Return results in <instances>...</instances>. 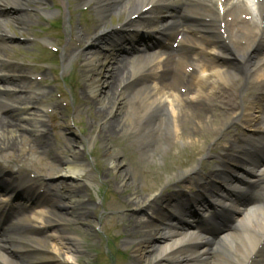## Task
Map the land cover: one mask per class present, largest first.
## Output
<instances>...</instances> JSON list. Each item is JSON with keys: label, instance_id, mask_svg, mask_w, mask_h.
<instances>
[{"label": "bare ground", "instance_id": "1", "mask_svg": "<svg viewBox=\"0 0 264 264\" xmlns=\"http://www.w3.org/2000/svg\"><path fill=\"white\" fill-rule=\"evenodd\" d=\"M8 1L13 2V6L24 7L25 3L36 0H0V4L8 5ZM221 1L220 3H222ZM154 3L155 0H95L94 4L101 19L91 33L82 34L80 40L85 42L91 35H97L98 31L106 28L113 14H118L119 17L127 14L130 18L140 13L139 18L143 15V9ZM223 3L226 16H235L243 24V26H232L234 28L231 32H234L237 39L249 43L248 53H244L242 56L241 64L223 62L228 64L231 70L227 74L220 76L210 74L209 71L213 67L209 63L203 62V60L189 59L185 61L183 57L176 64L169 60L159 59L156 60L158 65L154 64L151 67L149 62L152 61V57L149 53H132L127 57H123L119 53L116 55L107 53L97 57L92 53H87L83 56L85 94L92 99V104L86 105L81 102V105L94 117L93 122H96L95 125L98 126L97 140L100 142L111 140L114 145L118 139L132 140L135 143L132 148H137L144 159L152 158L157 153H165L163 144L170 148L165 157L174 159L172 150L178 148L179 142L182 146L180 154L182 156L177 162L188 166L183 172L174 176L179 181L197 171L198 165H195L194 160L203 152L204 144H211L216 136L221 135L224 126L242 121L244 118L242 112L246 106L252 109H261L262 113V116L257 119H252L250 116L244 118V122L248 123V129H264V105L263 103L260 105L261 101L264 102V77H261L264 75L262 69L264 65L258 70L257 60H254V57L251 58L257 41L264 37V0H224ZM0 8H2L1 5ZM243 15L245 18L249 17V21L244 20ZM217 16L225 22L224 16ZM0 19H2L0 20L1 31V29H5L4 26L10 19L5 17H0ZM12 20L21 26L28 23L21 15H15ZM201 24L200 20L194 22V34L199 35L201 43L203 42L207 46L214 45L212 38H206L200 34L202 31H207L206 27ZM3 33L6 32L3 31ZM194 34L189 36L193 38L192 40L199 42ZM102 35L109 36L104 33ZM131 40L136 41L135 38ZM96 41L92 42L95 44ZM134 41L133 43H135ZM220 46L225 45L217 44L216 48L218 49ZM74 47L71 45L69 48L73 49ZM239 55L241 56V54ZM66 57L68 60L72 59L74 52L68 53ZM3 65L0 64V66ZM145 66L149 70L143 74ZM187 66H192L193 70L189 72L190 74L184 72ZM251 86H254L252 91L258 93V97L248 98L254 93H250L248 89ZM119 88L120 91H118ZM182 89L185 91L181 92ZM193 94H196L195 98L190 97ZM242 98L244 100L248 98L245 106L244 103L241 104ZM2 99L6 98L0 92V110L4 111L3 118L0 119L1 152L2 150L12 151L20 145L23 133L18 134V132L24 128L19 126L24 121L29 122V119L26 118L25 108L15 109L6 106L2 103ZM251 140H254L253 145L255 146L258 142L261 143L263 138L261 135H256L251 137ZM231 145L220 148L219 144L216 145V148L218 150L225 149L222 163L232 164L237 170L243 168L240 176L244 177L245 181H241L242 179L237 177L235 181L230 182L233 180L232 175L236 172L228 166H222V170L211 176L212 178H221L226 185V190L221 192L220 196L217 194L218 205L215 204L218 216L224 220L217 226L218 229L215 231L218 232L213 234L205 228L208 225L190 222L198 217L195 215V208H192L191 211L183 209L181 215H190L191 219L186 221L187 225L184 228L179 229L173 227L166 229L164 224L158 225L149 221L141 222L132 215H127L128 213L112 218L119 228L120 234L139 240L134 251L138 259L146 258L145 254L150 253L148 256L153 255L154 257L149 264H264V202L261 201L260 192L261 187H264V173L257 172L256 168H261L259 161L252 160V163L247 167L246 164L238 160L233 155L234 145ZM238 147L240 146L237 144L235 149ZM249 153L246 154L244 149L245 156H249ZM132 154L131 152L130 157ZM78 156V153L74 154L71 161L63 164V178L76 179L84 174L85 171L81 164L84 155ZM244 158L242 159L246 161ZM111 166L116 170L120 165L112 162ZM130 170L134 171L136 178L146 173L156 174V169L151 166L147 167L145 163L140 165L132 163L128 169L116 173L108 181L103 178L107 173L102 166V170H100L102 182L106 185L120 184L123 179L126 181V177H130ZM258 174L263 175L258 178ZM256 178H258L257 185L244 184L254 181ZM131 185L133 183L126 185L132 192L127 194L128 201L123 203L124 209L141 204L151 205V200L157 198L156 194L146 195L143 193V195H139ZM241 185H246L250 196L243 197L238 194ZM65 189V198L68 200L64 203L59 201L62 208H65V211L70 212L72 216L85 217L86 221L90 215L81 213L78 208V206L90 205L87 201L85 202L82 196L83 190L69 185H66ZM211 195L215 198L213 193ZM78 197L80 198L77 199ZM174 198L183 200L184 196L179 194ZM235 199L237 205L231 208L232 212L222 210V207L228 205L229 201H235ZM172 200L174 199L170 201ZM155 201H158V198ZM59 202L57 203L59 204ZM256 204L258 205L256 206ZM44 205L50 206L49 202L38 204V206ZM24 206L26 205L24 204ZM56 206V203L53 204V207ZM25 210L24 214H27V207ZM51 210H32L30 216L19 215L18 218L21 221L16 222V225L9 226L10 232L0 239V264H19L12 262L9 257L16 243L43 241L37 236L38 232L31 234L30 229L32 223L36 224L44 219L49 224L54 222L57 217L55 211ZM14 216L15 214L11 217ZM229 219L237 223L234 228L228 226ZM162 220L172 225L176 224V221L172 219ZM193 226L196 230H199L200 227L203 228L202 234H197L192 229ZM63 234L68 235V233ZM212 236H214L213 241L210 240ZM62 240L66 243L61 246L58 241L53 242V249L56 253L61 252L62 249L78 253V243L74 237L69 236ZM147 240H156L158 245H148ZM138 259L133 257V264H139Z\"/></svg>", "mask_w": 264, "mask_h": 264}, {"label": "rangeland", "instance_id": "2", "mask_svg": "<svg viewBox=\"0 0 264 264\" xmlns=\"http://www.w3.org/2000/svg\"><path fill=\"white\" fill-rule=\"evenodd\" d=\"M48 9H50V6ZM26 18L29 19V17ZM30 22L31 24H29V26H27L25 29L13 23L8 25L7 29L14 36L13 42H8V44H5L3 47L0 45V52L3 55V59L22 60L24 58H31L33 60H48L47 57L45 58V56L38 51V48L35 44H27L26 42L27 36L38 37L41 35L42 37L43 35L41 34L40 27H38L40 20L32 16ZM115 23L116 22L114 21L113 25H116ZM65 25L68 24L64 23L63 28H65ZM21 41H23L25 44H23ZM66 44L67 40L64 44V49ZM92 50L98 53L101 52L100 50L97 51L96 48H92ZM80 53L83 54L84 52ZM77 55H79V53ZM59 64H62L60 58L53 59V61L50 60V65L55 68V72L52 74L47 70L46 80L41 82V86L44 88V95L37 101V104L40 105L47 103L50 108L56 112V114H53L55 117H53L51 113L46 115L44 119V131L48 133V140H45V138L42 139L41 137L36 139V143L33 144L32 140L34 135L29 130L30 133H25L26 136L25 138L23 136L18 147H15L12 149V151H0V161L9 166V169L12 171L18 168L23 169L24 172H26V175L31 172L34 175L41 174V176L45 178L43 181L46 184L50 183L56 186H60L61 184L62 187L60 186V191L63 194L65 192L62 189H65L66 185L83 190L82 196L84 197L85 201H88L90 206L83 205L78 206V208H81V213H88L90 216L85 221V217L81 216L82 218H79L72 216L70 212L65 211L66 209L63 208L60 209L61 217L59 218L63 220L74 221L73 224L68 227L69 229L52 230L51 227L49 228V225L46 223H39L36 226L38 229L37 231H39L37 236L43 241H46L43 243V245L44 247L46 246L47 249L40 250L37 255H31L29 253L30 257H34V259H36V264H56V262H58V264H132L133 257L138 259L137 254H135L134 251L139 240H135L120 234L119 228L112 220L114 216L122 214L121 212L125 210L123 208V203L128 201L127 194L132 192L131 190H128L130 187L128 188L126 185L133 183L131 187L133 186L139 195H143L145 190L146 195H151V192L158 195L161 194V205L170 202L171 199L169 196L173 195L174 192H184V190L185 192H197L198 189H193V186L191 187L185 185V183L192 182L191 178V180L185 179L183 181H178V178H174L175 175L188 168V166L178 164L177 162L179 157L182 156L180 155L182 153V150L180 149L182 146L180 143L178 144L177 149L172 150L174 159H168L165 157L167 150L170 149L165 144H163V151L165 153H157L154 158H141V154L136 150L135 156L133 158L135 161H137L136 163H145L146 165L154 166L156 169V174H151L152 176L150 175L148 178H145L147 176H142L135 181V175L132 171L130 172V177H126V181L123 179L120 184H108L109 187L108 185L104 184L102 182L103 179L100 177L99 169L102 170V166H104V171L107 174H105L106 176L103 178L108 181L112 179L116 173H121L128 169V166H130L132 160H130L128 156L125 157L124 153H127L129 147L133 146L132 141L130 142V140H125L121 144L120 140H117L118 144L114 147V143H112L111 140H102L101 142L97 140L98 126L95 125L96 122H93L94 117L90 112H88L87 109H79V103L76 98L77 93L75 90L72 91V88L74 89L76 85L79 88L78 78L73 77L72 81H69V83L62 82L64 78L68 77L66 75L73 69H75L76 74L81 73L80 66L77 68L73 64V67L71 66V70H64L62 72L61 81L58 80V83H54L52 76L54 74L56 75L59 69V71L63 70L62 67L60 68ZM14 80L15 81L0 82V87L9 88L12 91L17 87L20 88V92H24L21 88L26 86L24 84L25 82L19 78H15ZM26 83H28V81ZM29 86H33L37 89L40 88L38 85H32L28 83L27 87ZM19 90H16L15 92L19 93ZM59 93H62V98L60 99H58L57 95ZM72 101L75 103L74 106ZM75 116L77 121L76 123L73 121V117ZM66 117L68 118L65 119ZM63 118L66 120V122H68V124H66V131L64 132L63 136L69 138L70 143L67 145H65L64 141L60 142V138L58 139L57 137V127H60L58 125L62 123ZM53 124H56V126H52ZM49 140L50 142L52 141L51 144L47 143ZM45 142L48 144L46 147H41L43 144L39 145V143ZM123 147H125V149H123ZM203 151L204 152L201 153V156H197L195 159L196 161L194 160L196 165L199 163L201 164V158L202 164L210 168H207V170H215L218 166L220 167V161L215 159L216 155H210L209 157H206V155L211 151V145L204 144ZM76 153H78L79 156L84 155L83 159L81 160V164L85 167V172L83 174L85 177H79L77 179L71 180L61 178V174H63V172L58 175L52 173L50 175L49 172L54 168L53 165L58 166V163H60V160L56 157H53V155H56L61 160L65 159L70 161L72 160L73 154ZM95 160H98V165ZM112 162L118 163L120 166L114 170L111 167ZM206 166L204 168H206ZM204 168L198 167V172L195 173L196 175L194 176L193 181L198 182L199 179L203 177ZM45 170L46 173H42V171ZM93 176H95V179ZM108 181L107 183H110ZM62 196L63 195L61 194V197H59L57 200L59 201L61 198L66 200V195L63 197ZM79 198L80 197L77 199ZM61 202L63 201L61 200ZM143 205L144 204L131 207L128 210L127 215H132V217L141 222L150 221L153 215L150 211H142L140 208ZM164 215L166 216L168 213H164L163 209L159 211V216L155 217H163L165 219L169 218V216L165 217ZM57 224L65 225V222H58ZM63 233H68V235L70 234L69 236L75 238L78 243V253L69 252L65 249L62 251V255H56L53 253V242L58 241L60 243L59 246H61L63 243H66V241H63L62 239L64 238L65 240L69 236L67 235L68 237H65ZM147 242L148 245H158L156 240H147ZM116 248H121L125 252L122 254L117 253ZM149 254L150 253L145 254L146 258H143L142 260L139 258V264H149V262H152V258L154 256L152 255L149 257Z\"/></svg>", "mask_w": 264, "mask_h": 264}]
</instances>
